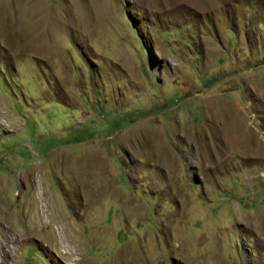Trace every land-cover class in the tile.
I'll return each instance as SVG.
<instances>
[{
	"label": "rangeland",
	"instance_id": "obj_1",
	"mask_svg": "<svg viewBox=\"0 0 264 264\" xmlns=\"http://www.w3.org/2000/svg\"><path fill=\"white\" fill-rule=\"evenodd\" d=\"M5 227L0 264H264V0H0Z\"/></svg>",
	"mask_w": 264,
	"mask_h": 264
},
{
	"label": "bare ground",
	"instance_id": "obj_2",
	"mask_svg": "<svg viewBox=\"0 0 264 264\" xmlns=\"http://www.w3.org/2000/svg\"><path fill=\"white\" fill-rule=\"evenodd\" d=\"M239 143L238 140H231L230 144H237ZM252 148H253V151H259L261 149V146L258 147V145L254 144L252 145ZM249 148H247L246 150H248ZM244 150H245V146H244ZM258 155H260L258 153ZM262 155V154H261ZM256 157V156H255ZM262 157V156H261ZM257 158V157H256ZM42 210V209H41ZM41 213V212H40ZM42 214V213H41ZM46 215V214H45ZM41 220V219H40ZM45 221V219H44ZM249 223H247V226L251 227V228H256V229H259L260 230V227L257 223V219L254 217V216H249L248 217V220H247ZM49 222V221H48ZM5 226V225H4ZM5 230H3L4 232L3 233V240L1 241V247L0 249L3 251L4 254L6 255H10V256H14L16 251H17V246L19 247V242L21 241L22 238H18V236H16L13 232H11V228L9 227H5L4 228ZM59 229V228H58ZM264 231V230H262ZM62 232V231H61ZM59 233V232H58ZM62 234V233H61ZM60 234V235H61ZM21 235V234H20ZM59 235V236H60ZM58 236V237H59ZM27 238V237H26ZM63 239V238H62ZM65 239V238H64ZM60 243H63L60 241ZM64 249H65V253H73L76 249H74L73 251L69 248V242H65L64 243ZM14 258V257H13ZM133 258V257H132ZM130 258V260L132 259ZM136 258L134 256V261H136ZM129 260V259H128ZM133 260V259H132Z\"/></svg>",
	"mask_w": 264,
	"mask_h": 264
}]
</instances>
